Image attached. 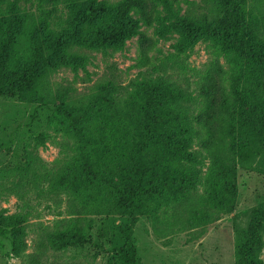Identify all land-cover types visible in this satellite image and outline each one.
<instances>
[{
  "label": "rangeland",
  "instance_id": "374dc122",
  "mask_svg": "<svg viewBox=\"0 0 264 264\" xmlns=\"http://www.w3.org/2000/svg\"><path fill=\"white\" fill-rule=\"evenodd\" d=\"M96 1H103L107 9L90 28L105 30V23H116V9L123 0ZM239 2L245 17L264 31V0ZM156 6L150 24L136 9L128 15L145 34L144 41L133 36L106 48H79V61L55 68L33 91L19 98H0V221L24 217L23 244L18 251L0 234V264H124L120 251L128 247L127 228L137 264H235L237 235L245 232L252 208L264 200V176L255 168L264 143L248 139H243L245 145L239 152L234 193L224 189L207 151L194 142L191 159L171 168L172 176L196 177L184 193L171 186L164 191L165 199L149 201L136 215L120 216L105 206L101 193L92 191L95 212L86 216L88 240L58 250L44 246L47 232L63 228L74 217L69 193L51 185L73 160L79 145L68 121L50 109L53 101L58 103L53 97L59 91L64 93L63 103L74 107L72 115L80 117V125L93 139L92 147L110 158L124 155L126 148L110 126L113 123L106 121L112 113L107 98L129 108L139 98L141 81L162 77L189 91V121L202 136L206 129L193 117L205 107L200 84L215 60L228 90L234 84L264 107V68L248 66L212 36H201L179 48L181 37L174 23L187 10H204L203 0H156ZM44 10L47 30L56 33L68 27L65 0L0 2V42L10 20L21 24L13 43V63L30 54L31 34ZM44 97L48 105L42 103ZM186 204L195 205L193 213L184 210ZM155 216L161 223L158 229L153 226ZM257 257L264 264V248Z\"/></svg>",
  "mask_w": 264,
  "mask_h": 264
},
{
  "label": "trees",
  "instance_id": "16d2710c",
  "mask_svg": "<svg viewBox=\"0 0 264 264\" xmlns=\"http://www.w3.org/2000/svg\"><path fill=\"white\" fill-rule=\"evenodd\" d=\"M203 2L204 10H187L175 21L181 37L179 48L184 49L201 36H212L222 42L223 49L242 58L248 66L264 68V31L245 17L239 0ZM65 3L68 27L56 33L47 30L44 19L47 14L42 11L43 18L31 34L30 54L15 63L12 48L21 24L17 19L10 20L0 42V98H19L33 91L55 68L79 61V48H106L133 36L144 41L145 34L128 15L136 9L140 18L150 24L157 9L156 0H123L116 9V23H105V30H94L90 25L107 9L103 1L65 0ZM219 72V63L215 60L200 84L206 103L193 118L206 129L205 136L189 121L187 102L191 93L166 78L141 81L139 98L129 108H121L116 99L108 97L112 113L106 121L113 123L110 126L116 129L114 133L126 148L124 155L113 158L92 147L93 139L80 125V117L72 115L74 107L63 103L64 93L59 91L53 97L58 103L53 101L50 109L53 115H61L68 121L79 145L73 160L56 175L51 185L69 193L70 213L74 217L63 228L47 232L44 246L58 250L88 240L86 216L95 212L92 191L101 193L105 206H111L120 216L136 215L144 211L149 201L165 199L164 191L171 186L184 193L188 186L194 185L196 177L181 173L172 176L171 168L191 159L194 142L207 151L224 189L234 193L242 156L239 152L245 145L243 139L264 143V107L254 103L252 95L238 91L234 84L228 90ZM42 103L48 105L47 97ZM236 137L240 140L236 141ZM258 151L255 168L264 176V146ZM180 201L178 198V205ZM194 207L186 204L184 210L193 213ZM23 221L22 215L0 221V234L9 238L16 251L23 244ZM160 225L158 218L153 217L154 228ZM129 230H125L128 247L122 248L120 255L124 264H137ZM237 239L235 264H259L257 256L264 248V200L252 208L246 230Z\"/></svg>",
  "mask_w": 264,
  "mask_h": 264
}]
</instances>
